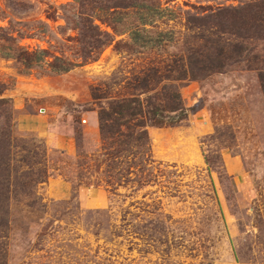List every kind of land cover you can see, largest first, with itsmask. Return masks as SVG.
I'll return each mask as SVG.
<instances>
[{
  "label": "rangeland",
  "instance_id": "374dc122",
  "mask_svg": "<svg viewBox=\"0 0 264 264\" xmlns=\"http://www.w3.org/2000/svg\"><path fill=\"white\" fill-rule=\"evenodd\" d=\"M154 1L158 15L146 25L137 8L115 30L97 20L112 40L91 53L77 29L81 13L100 15L91 4L0 0V98L17 137L5 264H264V40L244 59H224L223 72L165 81L190 110L177 125L148 126L153 180L115 187L90 177L103 158L99 106L131 96L127 83L146 69L204 58L212 28L190 25L189 14L251 0ZM8 27L35 33L19 44L46 49L45 61L27 70L3 56L18 46L5 40ZM137 28L163 38L133 42ZM54 56L78 65L53 71ZM95 90L108 98L94 99ZM54 178L64 182L51 188Z\"/></svg>",
  "mask_w": 264,
  "mask_h": 264
},
{
  "label": "trees",
  "instance_id": "16d2710c",
  "mask_svg": "<svg viewBox=\"0 0 264 264\" xmlns=\"http://www.w3.org/2000/svg\"><path fill=\"white\" fill-rule=\"evenodd\" d=\"M79 2L82 6L91 4L93 10L100 12L99 16L81 13L82 17L77 24L83 43L92 47L91 53L97 52L112 40L110 33L102 29L97 20L101 23L114 24L115 30L117 24L123 21L121 13L127 8H137L142 11L140 22L143 25L152 22L159 10L154 0H79ZM187 19L188 23L194 27L207 30L209 27L212 28L210 32L213 37L207 39V43L211 42V45L209 51L204 53V58H201L202 54H198L197 51L187 55L190 60L189 65L175 63V66L168 64L165 69L156 66L146 69L127 83V86L135 91L131 96L110 99L106 105L99 106L97 113L104 143L101 148L103 158L89 171L91 178L94 173H97L94 177L101 179L99 183L116 187L129 181L150 182L153 180L151 164L154 160L148 126L177 125L188 117L190 110L185 106L179 88L174 83L165 81L183 80L189 76L200 78L213 72H223L226 70L224 59L227 61L244 59L255 51L259 41L264 40V0H251L236 6H218L204 15L189 14ZM7 29L5 40L18 46L13 52H3V56L17 58L27 70L45 61L49 55L46 49L30 50L19 44L20 39L34 37L35 33H32L33 36H25L21 32L15 35L11 27ZM129 33L133 42L139 44L142 42L141 45L146 44L145 46L163 38L162 33L157 37L148 36L138 28ZM258 56L259 54H256L254 58ZM86 57L91 56L87 55L85 59ZM185 57L182 56L178 60H185ZM49 65L53 71L67 72L78 63L61 56H54ZM259 77L264 92V72H261ZM96 90L93 92L94 99L108 98ZM12 119L13 109L10 102L0 98V241H2L0 242V264L7 263L3 239L7 237L11 223L9 183L12 172L17 170V167L12 165L11 158L13 149L17 145ZM101 167L103 169L100 171ZM81 177L82 175L79 174L78 179L81 180ZM39 199L41 201V198L36 195L30 202V206L39 203ZM35 209L42 210V208Z\"/></svg>",
  "mask_w": 264,
  "mask_h": 264
},
{
  "label": "crops",
  "instance_id": "0c3cea01",
  "mask_svg": "<svg viewBox=\"0 0 264 264\" xmlns=\"http://www.w3.org/2000/svg\"><path fill=\"white\" fill-rule=\"evenodd\" d=\"M55 181H57V182H59V181H62V180H60V179H52V181H51V188H52V185H53V183L55 182ZM62 182H64V181H62ZM67 183V182H66ZM69 184V183H68ZM70 185V184H69ZM71 187V186H70ZM51 193H53V190L51 189ZM99 203H102V204H104L105 203V198H103L102 200H100V202Z\"/></svg>",
  "mask_w": 264,
  "mask_h": 264
}]
</instances>
